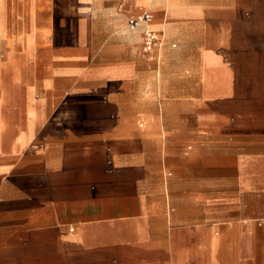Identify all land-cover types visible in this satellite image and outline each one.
I'll return each instance as SVG.
<instances>
[{
    "label": "crops",
    "instance_id": "0c3cea01",
    "mask_svg": "<svg viewBox=\"0 0 264 264\" xmlns=\"http://www.w3.org/2000/svg\"><path fill=\"white\" fill-rule=\"evenodd\" d=\"M0 264H264V0H0Z\"/></svg>",
    "mask_w": 264,
    "mask_h": 264
},
{
    "label": "built area",
    "instance_id": "2783aa9c",
    "mask_svg": "<svg viewBox=\"0 0 264 264\" xmlns=\"http://www.w3.org/2000/svg\"><path fill=\"white\" fill-rule=\"evenodd\" d=\"M152 18L153 14L148 10L142 12L141 14L131 15L129 19V27L131 30H136L143 24L150 22ZM144 34L146 39L145 45L146 48L149 50L152 48L155 41L157 40V34L149 28H145Z\"/></svg>",
    "mask_w": 264,
    "mask_h": 264
},
{
    "label": "rangeland",
    "instance_id": "374dc122",
    "mask_svg": "<svg viewBox=\"0 0 264 264\" xmlns=\"http://www.w3.org/2000/svg\"><path fill=\"white\" fill-rule=\"evenodd\" d=\"M128 28L130 29V27H129V20H128ZM131 30V29H130Z\"/></svg>",
    "mask_w": 264,
    "mask_h": 264
}]
</instances>
